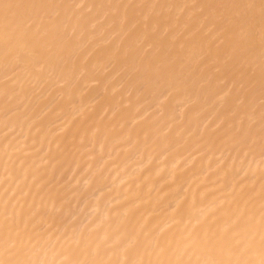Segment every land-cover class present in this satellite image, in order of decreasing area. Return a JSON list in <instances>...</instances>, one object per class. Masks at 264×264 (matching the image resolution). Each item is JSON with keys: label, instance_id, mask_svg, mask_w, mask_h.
I'll use <instances>...</instances> for the list:
<instances>
[{"label": "bare ground", "instance_id": "bare-ground-1", "mask_svg": "<svg viewBox=\"0 0 264 264\" xmlns=\"http://www.w3.org/2000/svg\"><path fill=\"white\" fill-rule=\"evenodd\" d=\"M44 2L84 7L68 13L74 55L52 76L0 64V224L6 204L9 217L23 213L35 245L28 258L86 259L75 241L93 228L146 226L161 242L178 240L196 217L227 219L242 187L258 222L259 144L248 152L229 140L246 115L214 55L218 10L202 7L238 0ZM259 104L257 78V141Z\"/></svg>", "mask_w": 264, "mask_h": 264}, {"label": "snow or ice", "instance_id": "snow-or-ice-1", "mask_svg": "<svg viewBox=\"0 0 264 264\" xmlns=\"http://www.w3.org/2000/svg\"><path fill=\"white\" fill-rule=\"evenodd\" d=\"M83 7L44 0H0V64L5 71L19 69L36 80L45 74L52 76L50 68L74 55L77 30L68 13ZM202 7L218 10L212 19L216 33L214 55L223 63L225 73L231 74L233 90L238 86L237 99L246 115L247 122L241 119L229 140L248 152L254 150L258 142L264 165V0L258 3L238 0ZM152 66L163 71V58L153 61ZM257 78L260 95L258 141L255 114L249 111ZM260 173L258 222L252 208L253 197L242 187L239 194L226 202L230 205L229 213L225 214L227 219L216 217L214 213L211 218L205 216L203 221L196 217L195 223L190 220V228L186 227L185 234L178 240L161 242L152 230H146V226L139 231L135 228L104 230L102 235L99 228H93L75 241L79 254L88 258L64 260L61 264H264V167ZM247 174L245 172V176ZM98 178L103 179V170L98 172ZM20 215L19 220L15 212L9 217L8 204L5 205L0 224V264H40L28 258L35 245L27 221L22 219L23 213ZM109 252L113 255L123 252L124 258L105 259ZM153 255L157 258L152 259Z\"/></svg>", "mask_w": 264, "mask_h": 264}]
</instances>
